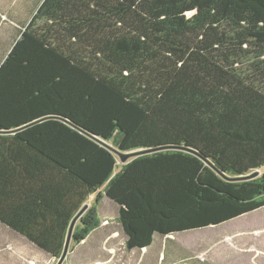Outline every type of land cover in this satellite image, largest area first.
<instances>
[{
	"label": "trees",
	"instance_id": "1",
	"mask_svg": "<svg viewBox=\"0 0 264 264\" xmlns=\"http://www.w3.org/2000/svg\"><path fill=\"white\" fill-rule=\"evenodd\" d=\"M19 33L0 64L2 225L57 262L92 195L72 243L104 196L129 251L264 207V173L230 180L264 168V0H42ZM108 143L163 150L119 165Z\"/></svg>",
	"mask_w": 264,
	"mask_h": 264
},
{
	"label": "rangeland",
	"instance_id": "2",
	"mask_svg": "<svg viewBox=\"0 0 264 264\" xmlns=\"http://www.w3.org/2000/svg\"><path fill=\"white\" fill-rule=\"evenodd\" d=\"M108 146L115 149L110 143ZM115 156L118 164L121 165L118 156ZM255 172L258 173L257 177H259L264 173V168ZM230 180L244 181L240 179ZM94 198L95 196L89 200L94 201ZM91 204L92 202H88L86 205L90 206ZM117 210V205L104 197L100 204L99 219L107 217L113 221H118ZM173 241L176 243V250L179 254L177 258L174 257L169 260L171 259L169 250L172 249L169 242ZM164 244L167 246L166 261H170L171 264H264V207L217 227L183 232L165 238L156 235L152 246L146 251H141V253H145V256L138 263H153V258L160 257L158 254L162 253ZM24 246V242L17 235L0 225V264H56V262L46 261L32 250L28 254ZM13 252L18 254L17 256H21L20 259L14 257ZM133 253L134 256L129 258L130 264L131 262L136 263L137 257H139V253L135 251ZM136 255L138 256L136 257ZM120 258L127 263V256L122 255ZM155 264L161 263L155 262Z\"/></svg>",
	"mask_w": 264,
	"mask_h": 264
},
{
	"label": "crops",
	"instance_id": "3",
	"mask_svg": "<svg viewBox=\"0 0 264 264\" xmlns=\"http://www.w3.org/2000/svg\"><path fill=\"white\" fill-rule=\"evenodd\" d=\"M42 0H0V64L5 58V56L9 53L12 45L16 41L19 36V30L22 29V26L29 20L30 13L33 12V9L36 5L40 4ZM122 165V164H121ZM102 191V190H100ZM102 193V192H101ZM92 195L91 197H94ZM90 197V199H91ZM104 200V196L101 198L98 205V219L100 215V204ZM109 200V199H108ZM88 202H92L93 200H87ZM86 203V204H87ZM89 207V205H87ZM118 207V206H117ZM118 212V210H117ZM118 218V217H117ZM100 225L97 229L92 231L81 243L73 244L70 241L68 251L63 263L65 264H130V256H134L133 251L139 253L136 255L138 258L136 263L131 262V264H139L138 261L143 259L145 253H141V251H146L148 249L142 250H126L125 242L126 236L123 233L122 227L118 221H113L107 217H102L99 219ZM0 225H2L0 223ZM78 225V221L76 222L74 228ZM3 227L9 229L8 227L2 225ZM10 230V229H9ZM74 230V229H73ZM12 231V230H10ZM15 235L20 238L25 246L24 249L30 254L31 250L34 253L39 254L46 261L56 262L55 259L50 257L43 250L39 249L37 246L29 242L24 237L12 231ZM162 237V236H161ZM165 238V237H162ZM122 240V242H121ZM170 241V240H169ZM168 243V241H167ZM176 243L169 242V245L172 247L169 250V254L171 255L169 260H172L174 257L177 258L179 252L176 250ZM124 245V247H122ZM167 246L164 244V249L162 253L158 254L156 259L153 258V263L148 262V264H155V262H159L161 264H171L170 261H166V249ZM16 252V251H15ZM13 256L17 259H20L19 256L14 254ZM122 255L128 257L127 263L123 262ZM27 257V256H26ZM28 258L30 256L28 255ZM147 259V258H145ZM144 259V260H145ZM152 261L151 259H149ZM57 263V262H56Z\"/></svg>",
	"mask_w": 264,
	"mask_h": 264
},
{
	"label": "water",
	"instance_id": "4",
	"mask_svg": "<svg viewBox=\"0 0 264 264\" xmlns=\"http://www.w3.org/2000/svg\"><path fill=\"white\" fill-rule=\"evenodd\" d=\"M107 146L115 155L118 156L119 160H120V164L124 165L129 159L133 158V157H136V156H139V155H144V154H147V153H152V152H155V151H161L163 150V148H159V149H155V150H148V151H137V152H132V153H121L115 149H111L108 145H105ZM258 176V173L257 172H254L246 177H241V178H238L240 180H252L254 178H256ZM88 208V206L85 204L81 209L80 211L75 215V217L73 218L70 226H69V230H68V234H67V238H66V241H65V245H64V250H63V253L60 257V259L57 261L56 264H63L64 260H65V257H66V254H67V251H68V247H69V244H70V241H71V234H72V231L74 229V226L76 224V222L79 220V218L83 215V213L86 211V209Z\"/></svg>",
	"mask_w": 264,
	"mask_h": 264
}]
</instances>
